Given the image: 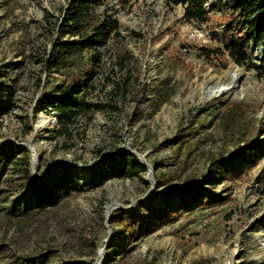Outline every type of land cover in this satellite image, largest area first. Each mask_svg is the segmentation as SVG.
Here are the masks:
<instances>
[{"label": "rangeland", "instance_id": "rangeland-1", "mask_svg": "<svg viewBox=\"0 0 264 264\" xmlns=\"http://www.w3.org/2000/svg\"><path fill=\"white\" fill-rule=\"evenodd\" d=\"M74 1L0 0V146L24 147L36 182L52 185L55 167L73 165L68 183L78 188L35 209L23 164L1 171L0 264L43 255L45 264H264L262 46H246L254 65L229 59L224 69L198 56L199 46L222 45L227 0H206L202 23L184 17L187 0H93L96 25L110 18L117 30L99 39L92 66L80 47L52 68L54 41L72 39L58 30ZM67 89L98 108L64 133L50 103ZM122 152L148 172L93 186L94 167ZM211 172L206 197L172 193ZM161 193L172 208L156 226ZM138 211L154 228L136 235L117 223Z\"/></svg>", "mask_w": 264, "mask_h": 264}, {"label": "trees", "instance_id": "trees-1", "mask_svg": "<svg viewBox=\"0 0 264 264\" xmlns=\"http://www.w3.org/2000/svg\"><path fill=\"white\" fill-rule=\"evenodd\" d=\"M92 1H74L72 12L64 19L58 30L60 36H69L72 39L64 41L61 38H57L54 41L53 49L46 60L50 67L59 68L80 47L90 54L88 64L92 66L96 62L92 53L93 51H98L97 42L99 39H106L117 30V21L110 18H106L104 22L96 25L94 14L91 10ZM205 4L206 0H187L184 17L187 20H194L200 23L209 20L210 13L206 11ZM224 6L230 8L231 20L223 31L222 45L215 47L208 45L199 46L196 49L198 56L210 65L224 69L228 68L229 59L239 66L253 64L250 52L246 47L252 41L262 46L263 65L262 69L259 70H264V0H227ZM90 29H93L91 34H89ZM76 37H78V40H74ZM87 75L89 76V71H87ZM4 87L5 85L0 87V100L4 96L2 93ZM5 91H7L5 94L9 95L8 88ZM63 92V95L57 97L50 104L57 113L62 130H64V133H68V127L80 112L97 109L98 106L81 99L77 95L79 91L73 89L67 93V89L63 90ZM155 92L161 93V90L157 89ZM220 102L221 100L216 103H209L207 108H214ZM41 103L44 102L42 101ZM21 151L24 152L23 155H18V152L13 147L4 148L0 146V172L9 168L10 165L18 166L23 164L24 168H22L21 172L24 174L23 187L27 207L30 206L33 198L35 209H46L72 194L73 190L78 189L71 187L68 183L71 171L75 170V167L70 164H62L53 169V172H58L56 170L61 168L62 172L59 175L53 173L54 183L52 185L47 181L36 182L32 178L28 151L24 147ZM214 163L219 164L220 160L214 159ZM228 166L229 163L225 162L220 170L227 169L229 168ZM146 172H148V168L139 161L136 155L122 152L119 156L109 155L105 157L103 161L95 166L91 171V181L93 186H95L98 181H106L116 177L134 178L140 173ZM217 175L218 172H211L202 182L191 179L182 190L172 191V193L180 196L195 195L206 197L208 190H206L205 186L212 184L217 179ZM159 197L164 200V203L159 214L162 220H159L160 222L156 226L167 220L166 213L172 208L169 205L168 195L161 193ZM116 221L126 227L130 233L136 235L154 228V221L149 218L148 213L142 211H138L136 214L120 212L116 214ZM46 260L47 255H43L38 257V259L20 260L16 264H45Z\"/></svg>", "mask_w": 264, "mask_h": 264}, {"label": "bare ground", "instance_id": "bare-ground-1", "mask_svg": "<svg viewBox=\"0 0 264 264\" xmlns=\"http://www.w3.org/2000/svg\"><path fill=\"white\" fill-rule=\"evenodd\" d=\"M112 210H114V206H111V207H109V209H108V211H109V214H110V212H111ZM100 262H101V261H98V263H97V264H101Z\"/></svg>", "mask_w": 264, "mask_h": 264}]
</instances>
